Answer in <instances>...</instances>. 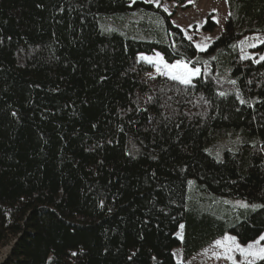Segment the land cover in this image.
Here are the masks:
<instances>
[{
    "label": "trees",
    "instance_id": "1",
    "mask_svg": "<svg viewBox=\"0 0 264 264\" xmlns=\"http://www.w3.org/2000/svg\"><path fill=\"white\" fill-rule=\"evenodd\" d=\"M226 3L199 52L153 3L0 0L2 264H188L264 233V44L232 47L264 34V0ZM156 52L201 75L152 78Z\"/></svg>",
    "mask_w": 264,
    "mask_h": 264
},
{
    "label": "rangeland",
    "instance_id": "2",
    "mask_svg": "<svg viewBox=\"0 0 264 264\" xmlns=\"http://www.w3.org/2000/svg\"><path fill=\"white\" fill-rule=\"evenodd\" d=\"M137 1H144L145 2V0H136V2ZM130 2H132V0H130ZM146 3H149V2H146ZM153 4L155 5V3H153ZM160 4L162 6L167 5L169 11L171 12L170 16H172L171 20H172V23L174 24V26H176V27L179 26L178 28L186 30L187 34L192 36V41L197 42V43L205 42V43H208L209 46L221 35V33L223 32V30L225 28V24L227 22V19L229 17V9H228L226 0H193L191 2V6L188 8H183L182 6H178L175 3L168 2L166 0H160ZM162 10H163V7H162ZM166 13L169 15L168 12H166ZM134 19H135L134 21H138V19H139L138 14L135 16ZM208 20H212L216 25V29L210 33L205 32L203 29L205 23ZM131 25H129L126 28L127 31H133V28ZM189 25H191L192 27L189 28ZM198 28H199V30H197ZM184 34H185V32H184ZM247 37H249V38H251V37L264 38V34L250 35ZM138 38L142 39V40H149L148 38H146L144 36H140ZM206 38H211V39H206ZM245 38H243L242 40H244ZM250 42L257 43V41H255V40H252ZM258 45H260V44L258 43ZM252 50H253V48L246 47L244 49V52H246L249 56L256 55V52H254ZM199 52H201V51H199ZM240 52H241V50H240ZM241 54L243 55L242 52H241ZM141 55H146V54H141ZM147 56H152V55H147ZM262 56H264V55H262ZM190 67H192V66L190 65ZM193 68H195V67H193ZM152 75L153 76L158 75L155 72V68H154V71L152 72ZM195 78H197V77H194L193 80ZM193 80H192V82H193ZM190 184H191V186H193V184H195V182L191 181ZM191 186H190V190H191ZM241 202H243V201H241ZM225 204L232 205L233 207L239 206L237 204V201H233V200H230V201H228V203H225ZM226 235H231V234H226ZM231 236H233V235H231ZM223 238L224 237L217 239V240H222ZM237 242L240 243L242 246H246V244L241 243L238 239H237ZM15 243H16V241L14 239L11 241V243L6 245L5 247L0 248V264H2L3 262H5L8 259ZM261 245L264 246V241H261ZM222 251H223L222 249L215 247V244L213 242L210 246H208L207 248L202 250L200 253L195 255L193 258H191V260H189L187 263L188 264H232V261H230L228 259H225V258H219L218 259L216 256L213 255L214 252H222ZM174 253L178 259H180V260L182 259V249L181 248H176L174 250ZM233 255L235 256L237 264H241L242 257L239 255V253H234Z\"/></svg>",
    "mask_w": 264,
    "mask_h": 264
},
{
    "label": "snow or ice",
    "instance_id": "3",
    "mask_svg": "<svg viewBox=\"0 0 264 264\" xmlns=\"http://www.w3.org/2000/svg\"><path fill=\"white\" fill-rule=\"evenodd\" d=\"M133 3H136V0H132ZM145 2L155 3L157 7H163V11L168 12L171 15L167 5H161L160 0H145ZM231 15V13H229ZM218 22V21H217ZM162 24L163 21L161 20ZM179 27V26H177ZM192 26L189 25V28ZM199 30V28L197 29ZM185 32V38L190 42L194 43L195 48L201 52L206 51L209 47L208 43L205 42H194L192 41V36L187 34V31L182 29ZM211 39V38H206ZM255 40L257 43H252L250 41ZM259 44H264V38L261 37H246L244 40L240 41L238 45H232L233 48L239 47L241 52L243 53V59H251L244 49L246 47L254 48ZM175 47V45H173ZM176 55H181V53L177 52ZM215 59V57H213ZM139 60L145 62L155 68V72L159 75L166 76L173 81H178L180 84L189 86L192 85V80L194 77H198L201 75L200 67H190V63L192 61L190 59L186 60L184 58L177 59L174 63H169L165 60V57L161 55L159 52H156L152 56L141 55ZM260 60H264V56L260 57ZM260 60H256V63H259ZM149 76L155 78L152 73H149ZM232 84H235V80L229 81ZM220 96H225L226 93L219 92ZM237 98L240 100V103H246V101L237 93ZM191 183V182H190ZM228 203V201H225ZM237 204L242 208H248L249 205L245 202L237 201ZM264 207V205H256L252 204L251 208L256 210L258 208ZM183 225H180V228L183 229ZM182 238V237H181ZM261 241H264V234L260 235L254 242L247 243L246 246H242L237 242L236 237L231 235H225L222 240H217L214 242L215 247L222 249V252H214L213 255L219 258H225L232 261V264H237L234 253H239L242 257L241 264H257L258 261H264V246L261 245ZM75 255V253H73Z\"/></svg>",
    "mask_w": 264,
    "mask_h": 264
}]
</instances>
